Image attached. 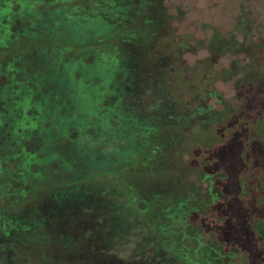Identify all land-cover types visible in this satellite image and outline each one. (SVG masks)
Here are the masks:
<instances>
[{
    "label": "rangeland",
    "instance_id": "1",
    "mask_svg": "<svg viewBox=\"0 0 264 264\" xmlns=\"http://www.w3.org/2000/svg\"><path fill=\"white\" fill-rule=\"evenodd\" d=\"M67 1L34 0L36 20L104 6ZM4 6L16 37L0 43V264H264L249 231L240 234L254 217L247 211L264 216V0H115L118 10L92 15L109 28L86 45L25 30L34 19L17 12L18 0H0V25ZM100 52L117 62L103 104L118 102L130 122L126 138L99 140L93 152L130 138L134 152L74 162L73 174L95 175L53 189L46 177L22 197L31 185L17 177L16 153L41 140L15 132V101L27 88L36 98L52 90L49 76L65 61ZM45 170L69 172L60 162ZM234 198L246 212H230Z\"/></svg>",
    "mask_w": 264,
    "mask_h": 264
},
{
    "label": "trees",
    "instance_id": "2",
    "mask_svg": "<svg viewBox=\"0 0 264 264\" xmlns=\"http://www.w3.org/2000/svg\"><path fill=\"white\" fill-rule=\"evenodd\" d=\"M9 10L8 6H4L2 11L3 18H6L8 22H2L0 25V43L5 38L12 40L16 37V33L9 28L16 17L7 14L10 13ZM36 22L39 23L38 20ZM104 31L107 30L100 31L95 36L103 35ZM57 35L59 33L55 34V36ZM72 38L82 40L80 41L82 45H86L85 43L88 42L86 37L72 36ZM83 42L85 43L83 44ZM98 54L102 57V62L100 63L102 66L113 65L115 67L114 71L104 76V78L101 75L92 73L84 75V78L82 76L81 79H78L79 82L72 84L73 86H64L61 84L60 79L52 73L49 76L52 90L42 92L39 96L41 99L38 98L35 101L33 99L35 93L27 88L28 92L22 98L26 99L28 96L25 101L29 103L20 101L17 106L13 107L14 111L12 109L11 115L16 119L15 132L26 134L30 131H36L41 140V145L37 151L30 153L22 149L16 153L20 160V169H31L18 171L17 177L21 178L24 183L31 185L30 188L25 186L20 188L19 194L22 197L33 195L31 191H34V188L38 187V184L43 182L46 177L52 183L50 189H53L56 186L70 185L95 175L90 174L84 178L82 175L73 174L71 170L74 162L77 165L80 164L81 168H89V166L101 165L115 160V158L119 159L125 153L134 152V150L130 149L131 144L129 141L131 138L125 141L121 147L115 145L111 153L107 150L93 152L96 147L98 148L99 140L114 144L117 138H126L125 131L128 130L130 122L129 118L121 115L118 102L112 105L103 104L104 96L112 90L111 84L117 71V62L113 53L100 52ZM110 81L111 83L108 85ZM83 84L88 85L86 87L88 89L87 94L82 91L84 86H86H83ZM93 84L95 85L93 86ZM22 87L26 88V85H22ZM98 92H101V98L98 96ZM74 93L75 96L73 97ZM78 93L85 97L83 101L78 102L75 100V98H78L76 95ZM25 130L27 131L25 132ZM62 140L68 141L67 146L64 147L66 149L64 152L58 147V143ZM127 149L128 151H126ZM55 162H60L61 168L69 171L67 176L60 177L55 170H45ZM32 166L37 168L32 170ZM110 171L101 170L99 173L103 174ZM114 172L120 175L122 170H115ZM32 180H35V183H31ZM236 205L238 204L234 198L230 203V212L235 210H238V214L246 212L240 206L236 208ZM247 213L254 217L250 218V224L247 223L246 228L240 229L243 230L240 234L242 235L244 232L249 231L248 238L251 241H256V245L259 246L257 248L262 254L261 260L264 261V216H256L249 211ZM172 215L174 214L170 216Z\"/></svg>",
    "mask_w": 264,
    "mask_h": 264
},
{
    "label": "flooded vegetation",
    "instance_id": "3",
    "mask_svg": "<svg viewBox=\"0 0 264 264\" xmlns=\"http://www.w3.org/2000/svg\"><path fill=\"white\" fill-rule=\"evenodd\" d=\"M34 0H18V13L25 12L24 14H28L30 20L32 21L34 19V22H30L31 26H34V28H24L31 30L33 33L37 31L38 28L45 29L50 32H54V34L63 35L66 34L67 36H80L81 38H88L87 41L94 40L93 37L96 35V33L106 30L109 28V25L106 22H103L102 20H96L92 17L93 14H110L112 13L110 11H106L105 7H108L109 9H119L115 8V0H101V3L104 4V6L98 7L97 11L94 12H85L82 10V8L79 10L77 8L73 9H66L63 8L62 10H53L50 9L49 11H45V20L37 23L36 19L38 17L39 10L36 9L38 13L35 11V5H33ZM69 2V0L67 1ZM68 4V3H67ZM34 9V13H31V11ZM162 9H164L162 7ZM122 10V9H120ZM10 11V10H9ZM16 13V12H15ZM44 13V12H43ZM10 14V13H7ZM40 25L39 27H37ZM28 30V31H29ZM35 35V33H34ZM86 42V41H85ZM83 42V44L85 43ZM82 45V44H80ZM92 59L90 62L85 61H75L73 63H70L68 61H65L62 63L59 67L55 68L53 70V74L56 75L61 81V84L64 86L72 85L76 82H79L78 79H81V77L87 74H98L101 75V77L104 78V76H107L110 72H113L115 67L113 65H107L102 66L100 63L102 62V57L98 53H94L91 55ZM99 57V58H98ZM109 71V72H107ZM52 75V74H51ZM84 82V81H83ZM95 83V82H93ZM111 83V81L108 83V85ZM86 85V86H84ZM95 84H93L94 86ZM73 86V85H72ZM84 89H82L83 93L87 94L88 89L86 88L88 85L83 84ZM105 86V85H104ZM90 87V86H89ZM78 98H75L76 101L80 102L84 100V96L81 94H76ZM75 96V93L73 94V97ZM98 96L101 98V92H98ZM72 97V98H73ZM28 99V96L26 97ZM25 98H22V103L27 102ZM35 101H37L38 98L34 96ZM41 99V98H39ZM104 99V98H103ZM74 100V99H73ZM41 101V100H40ZM18 102L15 101V104ZM29 103V102H27ZM19 115V114H18ZM14 122L16 119H13ZM28 123V122H27ZM131 144L130 149L134 150V144L132 141H129ZM128 151V149L126 150ZM20 161V160H19ZM20 170H31L27 168H21ZM1 254H6V251H0Z\"/></svg>",
    "mask_w": 264,
    "mask_h": 264
}]
</instances>
